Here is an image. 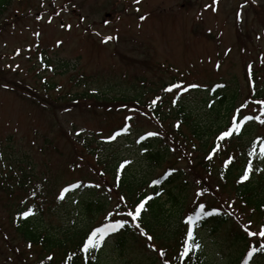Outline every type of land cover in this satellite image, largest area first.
I'll return each instance as SVG.
<instances>
[{"label":"rangeland","instance_id":"obj_1","mask_svg":"<svg viewBox=\"0 0 264 264\" xmlns=\"http://www.w3.org/2000/svg\"><path fill=\"white\" fill-rule=\"evenodd\" d=\"M210 5L211 0L9 1L0 15V173L8 171V166L21 168L27 176L44 181V191L54 193L48 211L41 216L42 228L57 231L99 225L104 220L105 211L84 212L83 192L58 201L60 190L70 183L103 182L96 175L99 167L93 158L82 151L94 136L93 152L132 161L130 173L139 180L158 177L166 166L185 171V158L190 156L187 152L178 161L182 151L173 150V156L168 153L170 162L152 169L140 159L137 143L141 135L158 130L149 115L133 111L130 103L111 109L93 104L87 110L84 100L77 106L65 103L73 100L70 96L83 92L141 95L144 102L170 83H198L205 88L226 83L238 90L237 104H243L247 89L252 91L249 65L251 73L261 77L254 85L264 86V0H218L215 12ZM105 37L114 39L105 42ZM21 83L37 93L17 88ZM29 92L35 96L46 92L58 103L40 108ZM202 96L191 92L187 107L198 109ZM253 105L242 113H256ZM126 115L133 116L130 136L105 143L103 138L119 129ZM247 135L262 138L264 128L253 126ZM174 194L186 205L194 195L191 187L174 190ZM5 200L0 192V264L45 262L37 248H29L10 229ZM110 201L112 207L117 198ZM251 228L259 231L258 225ZM198 236L210 264H234L237 249L223 233L211 235L204 229ZM115 242L114 236L105 242L98 255L100 264H150L153 255L142 240H128L124 248Z\"/></svg>","mask_w":264,"mask_h":264},{"label":"trees","instance_id":"obj_2","mask_svg":"<svg viewBox=\"0 0 264 264\" xmlns=\"http://www.w3.org/2000/svg\"><path fill=\"white\" fill-rule=\"evenodd\" d=\"M9 1L0 0V15L9 4ZM238 33L240 32L238 31ZM254 75L253 72L252 84L253 82L256 84V81L261 78ZM173 81L175 82V80ZM221 84L225 85V87L215 91L212 89L216 84L209 88L201 87L198 90H190L189 93H185L181 97L177 106L171 104V100L175 97L170 98L173 95L172 93H164L162 89L165 86H163L159 92L157 90L154 93L153 98L161 95L162 101L158 102V108L153 110L148 108L150 100L143 102L141 95L133 97L126 95L108 96L105 93L91 95L88 92H83L78 95H69V98L73 100H65V103L68 102L67 104H75L76 106L82 100L87 101L89 105L87 110H91L94 107L93 104H96L98 108L107 109L110 107L111 109L119 107V104L130 103L133 110L138 109L141 113H147L156 122L155 126L160 135L146 138L138 144L142 152L140 159L152 169H159L163 164L170 162L167 161V157L169 156L168 153L173 156V150L182 151L178 161L183 160L187 156V152L190 154V156L185 158L187 165L185 171L176 169L173 166H166L162 173L155 177L161 178L168 170H176L162 185L155 189V191L161 192V195L149 201L146 205L147 211L142 213L141 226L149 235L153 236V240L151 242L147 241L146 237L139 234L138 229L129 224L118 233H113L108 237L114 236L118 248H124L128 240L135 243H138V240H142L146 243L147 251L153 255V257H150V264H160V258L158 252H153L147 246L149 243H152L157 248L163 246L167 250L168 256H174L177 250V241L183 230L181 217L185 213H189V210L193 208L194 200L197 199L193 195L191 204L186 205L178 199L180 196L174 194V190L187 191L189 187L192 188L193 194L197 190L206 188L208 191L203 197L199 198V202L207 205L206 210L214 208L220 211L219 216L207 218L203 226L198 228L197 238L199 242L198 232L204 229L211 235L223 233L227 241L237 249L234 264H244L248 259L247 252L253 244L258 247L259 243L262 242V239L258 236L249 238L244 228L248 227L249 230L254 231L251 228L252 225H258L260 228L264 224V210L261 208L264 205V172L254 171L250 179L243 184H237L236 181L242 175V170L247 166L249 159H252L254 169L264 168V160L259 156L260 144L258 139L254 137L246 138L248 136L247 133L251 131V127L264 128V125L255 120L247 122L242 128L241 134L234 136L230 142L222 144V151L211 161L205 159L206 154L217 143L216 135L220 130L224 129L233 111L241 105V103L237 104L240 97L238 90L232 89L230 85L229 88L226 83ZM248 84L250 86L249 81ZM18 85L19 87L17 86V88L22 89V91H31L33 94L36 92L34 88H25L23 83ZM253 89V86L251 92H248L247 89L243 104L246 102L248 106L254 104L251 103L253 96L256 99L264 98V86L259 85L256 89ZM191 92L203 95L198 109L187 107L186 105L187 98ZM31 93L29 92L28 94L30 95H27L35 98L33 103L41 106L40 108H44V105H49L50 103H58L57 98L52 99L46 92H42L41 95L36 94V96ZM36 99L39 100L35 102ZM209 104L212 105L211 108L208 107ZM75 105L74 107H76ZM252 107L256 113L248 112L244 115H259L260 106L254 104ZM166 121L169 123L165 124ZM177 122L180 124L179 128L176 127ZM166 129L169 131H166ZM139 132L137 131L136 134ZM130 134H127V137ZM259 139L264 140V137ZM96 141L97 138L94 136L92 140L87 141L85 144L83 143L85 146H82V151L86 156L93 158L95 165L99 167L96 175L103 182L99 184V188H81L66 193L65 196L72 193L75 194L74 192L76 194L83 192L84 200L81 203V207L84 208V212L89 215L93 211L99 213L105 211L106 215L107 212L115 209L118 197L121 195L127 198L129 204H132L134 200H138L145 193L152 194L154 190L149 189L147 184L155 178L148 180L144 177L143 180H139L136 175L130 173L129 166L122 172L121 181L119 186H117L115 173L123 160L119 161L113 156L111 159L110 157H102L98 153L93 152L91 146ZM178 142L177 146L176 143ZM193 144L196 145L195 149L192 147ZM253 145H256V155L249 157L248 153L253 150ZM0 156L2 157V154ZM229 156L234 157V161L225 171L223 162ZM8 168H10L8 171L0 173V192L5 194L6 197L3 208L8 215V224L12 232L20 237L25 244L29 245L30 243L31 248H37L40 257L45 256L46 261L40 264H83V254L77 253L71 260L68 259V255L76 252L77 246L85 233L93 226L98 225L72 226L60 228L57 231L54 228H42V225L40 226L42 224L41 216L48 211L54 193L47 189L44 191V181H39L31 174L27 176L21 168L18 170L9 166ZM222 171L224 172L223 179H221ZM100 173H103V175H100ZM106 174L109 176L107 177L108 182L105 181ZM197 180L200 181L199 185L196 184ZM79 181L87 184L86 180ZM47 187L50 189L49 185ZM34 192L35 195H33ZM113 194L115 196H112ZM114 197L117 198V202H114L115 205L111 207L109 206L111 204L110 200ZM101 198H104V200H101ZM229 204L232 205L231 208L228 207ZM28 208H32L35 215L30 216L26 220L21 219L19 213L27 211ZM229 212L232 215H228L227 213ZM244 218H247L246 221ZM249 221L251 224H249ZM108 238H106V241ZM95 255L97 259L92 261L91 264H100L98 261L99 252L95 253ZM49 256L52 257L51 261L48 260ZM172 264H178V262L173 259ZM190 264H210L205 259L202 246L200 251L194 254ZM248 264H264V253L254 254Z\"/></svg>","mask_w":264,"mask_h":264},{"label":"snow or ice","instance_id":"obj_3","mask_svg":"<svg viewBox=\"0 0 264 264\" xmlns=\"http://www.w3.org/2000/svg\"><path fill=\"white\" fill-rule=\"evenodd\" d=\"M136 3H139L140 0H135ZM255 2V0H253ZM218 3V0H211V10L213 12L217 11V8L214 6ZM236 18L240 19V13H236ZM39 19V17H37ZM141 20L144 17H140ZM259 38V37H258ZM110 39H114V37H105V42ZM60 42H58L59 44ZM219 64H217V68H219ZM249 81L253 80L251 69L252 65H249ZM253 88L255 87L254 82L252 84ZM225 85L223 84H216L215 87L212 89L215 91L216 89H222ZM201 88V85L198 83H187L184 82H176L170 83L166 87L162 89L164 93H172L175 98L171 100V104L173 106H177L178 101L185 93H189L190 90H198ZM162 101V96L157 95L154 99L148 103V108L150 110L158 108V102ZM251 103L257 104L260 106L259 108V115H244L242 113V109L247 107V102L241 104L238 108L235 109V113L232 114L229 118L228 123L225 125L223 130H220L219 133L216 135L215 139L217 143L211 148V150L206 154L205 159L211 161L218 153L222 151V144L230 142V140L234 136H239L241 134L242 128L247 124L249 121H258L261 125H264V98L256 99L254 96L251 99ZM126 107V106H125ZM208 107H212L211 104ZM133 111H139L138 109H134ZM147 114V113H141ZM133 120V116L126 115L124 117V123L122 126L114 130L112 134L108 137L103 138L105 142H113L116 141L118 137L128 134L131 130L132 125L129 121ZM180 124L177 122L176 127L179 128ZM83 131V130H81ZM79 135V133H77ZM159 132H147L144 135L139 137L137 143L144 141L146 138L149 137H157L159 136ZM258 143L260 144L259 148V156L262 160H264V140L258 138ZM193 149L196 148V145H192ZM147 151V149H145ZM190 155V154H189ZM256 155V145H253V150L248 153L249 157H254ZM234 161V157L229 156L227 157L223 164L224 170L226 171L230 164ZM132 161L124 160L119 164V167L115 173V180L117 181V186H119V182L121 181L122 172L126 169L128 165H130ZM176 171L175 169L168 170L163 177L152 179L150 183L147 184L149 189H153L154 191L152 194L145 193L142 195L138 200H134L132 204L127 202V198L125 196L118 197V203L115 206L113 211L107 212L104 217V221L98 225L93 226L90 228L82 237L80 244L77 246V251L72 252L68 255V259L71 260L73 256H76L77 253L84 255V262L83 264H91L92 261L97 259L95 253H98L104 246L106 242V238H108L113 233H118L121 229H124L127 225L131 224L135 229L139 230V234L143 237H146L147 241L151 242L153 240V236L149 235L145 229L141 226V219L142 213L147 211L146 205L149 201H152L156 197L161 195V192L155 191V189L162 185L168 177ZM254 171L257 172H264V168L254 169L252 159L247 161V166L242 170V175L236 181L237 184H243L245 181H248L253 174ZM103 175V173H100ZM224 178V172H221V179ZM196 184H200V181L197 180ZM99 188V184H84L81 181H77L75 183H70L69 185L63 187L58 195V200L63 201L65 199V194L81 189V188ZM208 190L202 189L197 190L194 193V196L197 198L193 202V208L189 210V213H185L184 216L181 217V221L183 224V230L181 231L180 238L177 241V250L174 256H168L167 250L161 246L157 248L152 243H149L147 246L153 251L158 252L160 258V264H172L173 259L178 262V264H190V261L193 259V256L196 252L200 251L201 243L197 238V230L198 228L203 226V223L206 222L207 218L213 216H219L220 211L219 209H207V205L205 203H200L199 198L203 197ZM35 195V192L33 193ZM229 208L232 207L231 204L228 205ZM262 210H264V205L261 206ZM228 215H232L231 212L227 213ZM35 215L32 208H28L27 211H22L19 213V217L21 219H28L30 216ZM115 217V219H114ZM249 224L251 222L249 221ZM244 231L247 233L249 238L252 237H260L262 242L259 243L257 247L255 244L250 248L247 252V260L244 264H248L254 254L256 253H264V224H262L259 228V231H251L248 227L244 228ZM31 248V244L28 245ZM52 257L49 256L48 260L51 261Z\"/></svg>","mask_w":264,"mask_h":264}]
</instances>
